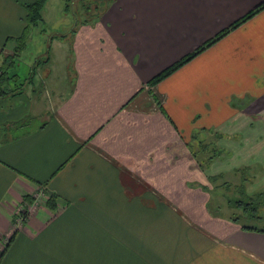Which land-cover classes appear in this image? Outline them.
<instances>
[{
    "label": "crops",
    "instance_id": "0c3cea01",
    "mask_svg": "<svg viewBox=\"0 0 264 264\" xmlns=\"http://www.w3.org/2000/svg\"><path fill=\"white\" fill-rule=\"evenodd\" d=\"M33 1L0 0V68ZM263 1L114 0L71 36L73 13L49 38L70 42L67 92L50 110L27 82L0 98V264H264V233L213 215L188 186L208 183L185 146L207 130L232 157L255 158L250 169L264 163V8L146 85Z\"/></svg>",
    "mask_w": 264,
    "mask_h": 264
},
{
    "label": "rangeland",
    "instance_id": "374dc122",
    "mask_svg": "<svg viewBox=\"0 0 264 264\" xmlns=\"http://www.w3.org/2000/svg\"><path fill=\"white\" fill-rule=\"evenodd\" d=\"M96 1L98 0H69L68 10L65 11L64 0H51L49 8L46 10V21L31 29L24 50L18 58H15L14 66L8 69L10 75L15 74L17 76L15 81L10 82L12 88H19L23 83L27 82L28 88L35 90L34 97L41 98L44 107L50 110L52 99L57 95L65 94L68 90L69 73L66 66L72 60V53L70 52L71 45L69 41H62L60 44L53 42L51 44L49 38L54 36L55 33L67 34L73 27V13L80 15L79 18L82 20L83 16L81 14L85 13L86 10L92 11L93 9H91L89 4L91 3L93 6ZM85 2L88 3L86 10L83 7ZM75 6L76 8H73ZM43 54L45 55L43 56ZM46 55L49 57L48 63H44ZM28 88L26 90H29ZM41 119L43 120V118ZM38 123H41V120L34 121L33 126L38 125ZM208 140L215 141V148L222 151L223 154L216 157L212 163L206 166V173H218V175H221L217 185H221L223 182L229 184L227 188L219 186V191L216 189L219 196L218 203L221 205V213L229 216H241L239 211H232L233 209L228 207L226 201L227 199L236 200L244 197V195L254 197L258 193H263L264 182L260 183L259 181L264 179V170H260V168L264 167V163L256 162L259 170L250 169V164L255 163V158L241 160L238 158L241 157V154L238 153L232 157L233 152L225 148L222 143H219L220 145L217 144L216 139L212 135L208 137ZM236 170H239V172L236 173ZM243 180H246L244 184H242ZM127 182H129L131 189L144 188L142 185L132 183L133 180L131 178ZM209 187L211 188L212 186L209 185ZM240 191L244 194L243 196L239 195ZM35 199L37 197H34L33 202ZM254 203L260 204L258 206L259 209L255 213L260 218L257 217L250 220L256 226H263L264 196L261 199L255 198ZM251 206L253 207V205ZM250 213L252 212L250 211ZM240 220L243 221L245 219L241 217ZM14 225H16V221Z\"/></svg>",
    "mask_w": 264,
    "mask_h": 264
},
{
    "label": "trees",
    "instance_id": "16d2710c",
    "mask_svg": "<svg viewBox=\"0 0 264 264\" xmlns=\"http://www.w3.org/2000/svg\"><path fill=\"white\" fill-rule=\"evenodd\" d=\"M46 0H34L33 2L29 4H25L23 7L25 9L26 15L24 19V26H23V32L22 34L17 38L16 44L17 47L15 49L14 55L10 56L7 60H5L4 64L0 68V98L6 97L7 95L11 94L14 95L15 89L10 88V81H15L16 75L12 74L10 75L8 73V69L12 66H14V57L18 58V55L20 52L24 49L26 41L28 39L30 30L32 27L37 26L40 21H41V10L44 6ZM68 1L65 0V9L68 10ZM83 1V0H82ZM114 0H98L94 2V8L92 11L86 10L88 6H84L86 12L83 13L84 19L79 20L80 18L78 17L77 13L75 14V17L78 18V21H76V24L74 25L70 35L73 36L79 26L86 25L88 24V21H93L96 22L100 19L101 12L105 9V7L113 2ZM87 4V3H86ZM264 8V1L260 3L258 6H256L253 10L248 12L246 15H244L242 18L231 24L226 30L218 34L214 39L206 42L203 44L201 47L196 49L193 53L190 55L182 58L178 62L174 63L173 65L169 66L159 74H157L155 77H153L150 81L147 82V86L154 87L156 86L160 81L163 79L167 78L169 75L174 73L176 70L181 68L183 65H185L187 62H189L192 58H194L196 55H198L200 52L203 50L207 49L210 47L212 44H214L216 41H218L220 38H222L224 35H226L229 31L235 29L251 17H253L256 13H258L260 10ZM46 59L44 60V63H47L49 61L48 55H46ZM23 85V84H22ZM22 85L20 87H22ZM207 130H200L199 132H195L191 136V140L185 144L186 149L188 151L189 156L194 160L196 169L199 170L201 174L204 175L206 178V181L208 183V186L201 185L198 183H190L188 184L189 187L191 188H199L202 191L206 192L210 196V200L208 202V210L210 213L215 215V212L217 210H220L221 205L218 203L219 196H218V191L220 188L219 186L222 187H229V184L227 182H223L221 185H217L218 179L221 177V175H208L206 173V166L209 165L214 161V159L218 156H221L223 153L222 151L218 150L215 148V141H210L208 140V137L212 135L213 138L218 140L221 135H218L217 133H211L207 134L205 133ZM204 133V134H202ZM239 170H236V173H238ZM243 180L242 184H244ZM212 186L211 188L209 187ZM218 191H217V190ZM239 195H244L241 191ZM264 196L263 193H258V195H255L254 197L252 196H245L240 197L239 199L236 200H231L227 199L226 203L230 209H235L240 212L241 216H235L230 218L232 221L237 222V220H240L242 218H246L248 220L250 219H256L258 216L255 214L257 210L259 209L258 206L260 204L254 203L255 198L261 199L262 196ZM223 198V197H222ZM28 199V196L25 197V200ZM33 199L28 200L27 203H32ZM254 203V204H251ZM46 204L50 205L51 208L53 209L55 205L53 204V201L51 198H48L46 200ZM253 205V207L251 205ZM250 210L252 213H250ZM22 217L26 218L27 216V211H21L20 212ZM260 218V217H258ZM264 223V222H263ZM243 230L247 231H254L257 233H264V225L262 226H256V225H242L241 226ZM6 246L4 249L1 250L0 252V258L5 251Z\"/></svg>",
    "mask_w": 264,
    "mask_h": 264
},
{
    "label": "built area",
    "instance_id": "2783aa9c",
    "mask_svg": "<svg viewBox=\"0 0 264 264\" xmlns=\"http://www.w3.org/2000/svg\"><path fill=\"white\" fill-rule=\"evenodd\" d=\"M21 211H23L21 208H17L16 210H15V214H14V217H15V221H16V225H15V228H17V229H20L21 228V226H22V223H23V221H24V217H22V215H21ZM1 252V251H0Z\"/></svg>",
    "mask_w": 264,
    "mask_h": 264
}]
</instances>
